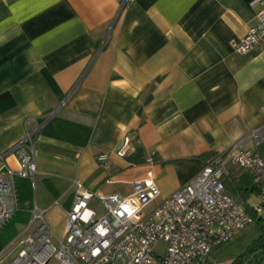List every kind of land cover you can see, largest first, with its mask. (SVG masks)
I'll return each instance as SVG.
<instances>
[{"label":"crops","instance_id":"crops-1","mask_svg":"<svg viewBox=\"0 0 264 264\" xmlns=\"http://www.w3.org/2000/svg\"><path fill=\"white\" fill-rule=\"evenodd\" d=\"M256 12L249 0H0V152L43 119L37 173L16 179L28 218L44 209L62 239L74 179L128 195L149 171L161 199L239 139L264 158V144L246 137L264 124V36L250 52L231 47ZM126 134L138 163L115 153ZM102 153L109 158L99 162ZM17 166L14 153L0 160V170ZM226 172L239 201L223 179L250 175L236 165ZM257 202L251 193L245 203ZM242 230L213 249L252 235Z\"/></svg>","mask_w":264,"mask_h":264},{"label":"built area","instance_id":"built-area-1","mask_svg":"<svg viewBox=\"0 0 264 264\" xmlns=\"http://www.w3.org/2000/svg\"><path fill=\"white\" fill-rule=\"evenodd\" d=\"M249 5L257 8L256 23L231 43L236 53L254 50L264 36V0H249ZM42 125L43 119L0 152V160L7 153L18 160L17 168L0 170V229L19 210L16 179H33L37 173L34 149ZM246 137L264 144V124L250 129ZM241 142L208 158L184 185L161 199L149 171L145 178L131 181L128 195L94 193L74 179L64 237L55 236L45 210L34 206L17 235L0 250V264H208L214 247L253 224L244 203L227 193L220 173H227L230 165L245 170L259 189L258 202L250 208L256 214L264 212V158L241 148ZM134 150L132 136L126 134L115 153L126 157ZM108 158L102 153L97 160ZM93 199L102 206V214L91 206Z\"/></svg>","mask_w":264,"mask_h":264},{"label":"trees","instance_id":"trees-1","mask_svg":"<svg viewBox=\"0 0 264 264\" xmlns=\"http://www.w3.org/2000/svg\"><path fill=\"white\" fill-rule=\"evenodd\" d=\"M128 159L133 162V164L140 162V149L135 147L134 152L128 156ZM243 175L237 179L231 175V177L223 179V181L226 184L227 190L235 195L239 199V202L244 203L246 210L252 215L253 225L256 226L258 235L252 240L245 252L235 258L231 264H241L248 252H252V254L254 253L255 255L250 264H264V215L256 214L251 210L250 206L245 203L247 196L251 193L258 194L259 189L253 183L251 177H247L246 175L243 177ZM28 219V211L22 210L19 203V210L14 217L0 229V250L17 235L19 231L17 222L23 221L26 223Z\"/></svg>","mask_w":264,"mask_h":264},{"label":"rangeland","instance_id":"rangeland-1","mask_svg":"<svg viewBox=\"0 0 264 264\" xmlns=\"http://www.w3.org/2000/svg\"><path fill=\"white\" fill-rule=\"evenodd\" d=\"M91 206L94 209H96L99 214H102L104 211L102 206L100 205V203L96 199H93L91 201ZM151 206H152V204H150L147 208H149ZM261 214L264 215V212H262ZM247 230H251L252 235L248 236L244 241H242V242L238 241L237 242L236 239H238V238H235V240L231 242V245L233 246L232 248H230L231 245H228L222 249L217 250V248H216V249H213L211 251V259L214 262V264H231L235 258H237L243 252H245V250L247 249L249 244L252 242L254 234L257 233V235H258V231H257V228L255 225H249V226L245 227L242 230V232H246ZM163 246H164V244L160 243L158 246V249L161 250L163 248ZM222 247H223V245H222ZM254 257H255L254 253L252 254V252H248L245 255L244 260L242 261L241 264H250L251 260Z\"/></svg>","mask_w":264,"mask_h":264}]
</instances>
